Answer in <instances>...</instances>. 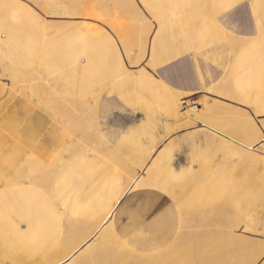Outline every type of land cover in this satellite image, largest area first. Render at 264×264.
Listing matches in <instances>:
<instances>
[{
	"label": "rangeland",
	"instance_id": "obj_1",
	"mask_svg": "<svg viewBox=\"0 0 264 264\" xmlns=\"http://www.w3.org/2000/svg\"><path fill=\"white\" fill-rule=\"evenodd\" d=\"M54 1L55 4H60V8L55 11L62 12V0ZM97 1L101 4L95 7ZM125 1L128 0H78L77 2H80L82 6L92 8V17L76 18L71 15V17L69 15L54 17L44 13V11H49L50 5H48L50 8L45 10L41 8L43 5L40 4V7L35 0H13L12 4H19L23 7L22 13L19 11L16 14L11 12L1 14L0 12V84L3 85L5 91V94L0 98V104L4 106L10 104L15 109L18 128L17 141L28 137L46 145L62 146L59 140L61 136L63 138L69 132L66 129L62 134V128L66 124L65 121H68L72 115L69 120L70 123L73 122L71 124L78 123L81 118L87 122L80 121V123L85 122V128L78 129L81 133L85 132L90 135L93 130L97 129L93 131L94 133L99 129L98 133L109 140L111 147L117 149L119 153L121 152V163L126 164L123 169H132L133 159L139 155L148 154L140 153L139 147L144 145L148 148L150 146L148 140L152 143L157 142L163 135L176 128L177 124L159 108H153V112L149 116L141 112L139 107L132 102L130 94H124L125 89L121 88V81L124 82L130 77H139V73L143 69H146L148 74L150 73V77L163 78L162 67L179 61L183 56H187V61L190 63L186 65V69L182 68V72L186 70L190 73L189 76H195L194 83L198 92H194L195 89L193 91L182 90L178 86H172L164 79L179 96H182L180 97L181 102L186 101L181 104L182 112L195 107L205 109L204 105L208 106L212 103L210 105L212 106L215 100L242 107L236 100L228 99L221 93L223 87L226 86L230 89L233 86L231 74L239 50L231 42L232 40L222 33L219 26L232 37L241 39L233 28L234 25L225 24V21L228 16L238 14L239 7H246L248 14H251L254 20L255 15L251 9L254 0H244L241 6L225 13L209 6V0H172V2L166 3L162 0H152L150 4L153 6L150 8H146L140 0H134L137 5L135 9H132L130 3ZM259 1L264 5V0ZM101 5L106 7L103 8ZM100 7L103 9L101 10ZM68 10L67 6L66 11ZM149 10L157 14L154 15ZM163 16H167L166 21H163ZM44 21L51 26L54 24V26L46 28L43 26ZM82 22L86 25L84 30H65L61 27L65 24L79 25ZM142 24L144 25L141 27ZM16 27H19V31L16 33L18 38L13 37L16 35L14 34ZM123 33L127 35L125 34V36ZM103 35H107V38ZM24 37H33L37 43L33 47L22 46L19 42H23ZM154 38L158 40L157 49L159 52L163 50L164 59L172 58L177 53L180 54V57L157 65L155 68L150 67L148 63L149 46ZM45 39L48 40L45 41ZM10 40L17 44H10ZM143 48L146 49L144 58L142 57ZM116 57H119L120 60L118 64H116ZM183 62L184 60L181 59V63ZM121 63L131 71L123 78L117 71ZM80 67H84L85 70L81 90L73 86V78ZM175 73L177 81L184 77V74L178 75L177 69ZM34 78L35 80H33ZM13 82H16L13 84L14 86L11 84ZM28 87L35 88L46 100L55 99L58 103L53 101L58 104L56 105L58 107L63 101L59 102L58 99L67 97L66 100L72 107L68 106L65 100L62 107L60 106L63 109L61 116H56L42 101L43 99L39 101L36 100L38 97L33 99L26 95L24 98L21 96L24 94V89ZM41 90L44 91L43 94L40 92ZM51 90L56 97L51 95L53 94ZM249 90H254V87ZM46 92L49 93L48 96ZM259 92L261 96L264 94V86L260 87ZM187 94L188 97H184ZM246 95L248 94L246 93ZM217 101L216 103L219 104L220 102ZM82 102L85 104H81ZM73 103H80L85 111L81 109L82 111L78 112L81 107L76 109L75 106L78 105H73ZM84 105L85 107H83ZM86 106L88 109H85ZM242 108L248 111L259 127L256 111L253 108ZM216 114L213 115L216 118L214 119L204 111L201 121L196 122V125L172 131L169 137L159 143L153 155L146 162V166L140 170L136 168L138 169L137 177L120 199L121 202L116 205L117 207L113 211V220L111 217L107 218L99 226V230L96 229V224H93L95 228L92 229V224L88 225L86 224L88 222L78 220L81 223L85 222V227L83 224L79 225L83 229L80 228L77 231L82 235L80 238L78 237L79 239H84L87 236L85 234L91 233L90 231L94 232L86 239V242L96 240L98 233L103 230L102 227H105L107 222L112 221L116 230V239L111 236L107 238L103 252L86 264H223L222 237L218 232L234 234V236L264 244V161L261 159L264 157V153L261 148L260 151L259 149L255 150L256 147L247 148L250 145L244 139L245 129L240 123L238 125L236 121L223 120L218 113ZM86 117H90L92 121L89 118L88 121ZM78 119L79 121H77ZM212 120L215 121L211 122ZM4 121L0 115V141L1 137H4L2 129L5 126ZM89 122L91 125L86 126ZM206 122L213 126L207 125ZM62 124L63 126H61ZM92 124V128L95 127V129L91 131L89 127ZM215 132L223 137L222 143L216 142ZM169 140L175 143L171 169L175 174H183V176L172 182L169 190V184L163 185L161 181H158L159 178L156 181L159 182L161 190L152 186L132 190V186L136 184L138 178L140 179L144 175L158 150ZM5 143L4 141L3 145ZM89 144L83 145V155L75 152L71 157L72 164L78 157L85 161L97 160L100 163L105 160L103 154L101 156L99 151L92 150V146ZM75 146L78 148L79 146L77 143L72 144L74 151H77L78 148ZM4 148L7 151V147ZM238 149L239 152H237ZM247 154L248 156H246ZM58 157L61 156L56 158ZM56 158L55 156L46 157L41 166L35 168L24 163L20 164L17 160H11L10 170L4 173L0 172V180L1 178L7 179L6 181L10 180L7 182V190L10 191L27 188L28 185H31L28 179L39 176V174L43 176L41 173L45 168L47 170H45V174L50 172L49 176L51 174L53 176L54 172L63 169L60 167L61 160H55ZM55 161L60 162L56 163ZM54 162L60 165L59 168L56 167L59 170L54 169ZM105 162L109 165L106 169L107 172L102 175L94 172L91 177L94 184L98 183L103 189L94 186L90 188L91 194L86 196L87 200H91V203H98L100 209L103 204L109 203L108 200L113 196L111 191L118 193L120 186L117 185L118 182L115 179L123 176L120 174L122 173L120 167L118 168L116 164L112 163L110 158ZM121 163L117 162L118 165ZM14 165L18 168L15 169ZM85 169L80 170L78 176L86 172ZM104 175L114 179L111 182L113 185L111 183L104 185L100 181ZM50 196L52 195L50 194ZM58 201L60 202L59 199ZM63 218L58 217L54 221L56 223H49L43 227L39 226L37 222L34 223L43 233L47 232L48 227H59L61 235L57 238L47 239V243L42 247L32 246L35 248V253L33 251L28 261L23 243L10 235L12 233L7 226L0 224V264H48L52 259L55 261L54 259L63 258L66 251L69 252L75 246V243L68 241L69 238L71 240V237L68 238V236L73 224ZM200 219H204V223H200ZM31 227L34 226L22 223L20 228L21 231L27 232ZM219 237L220 239H218ZM198 239L202 243L199 242V244ZM64 246L68 249L66 250ZM77 251L78 249L75 253ZM203 252H206L204 257L201 256ZM227 254L229 255L227 264H252L256 259L255 255L251 254L249 250L241 248V245L230 247L227 249ZM261 259H264V256ZM258 263L260 262H256V264Z\"/></svg>",
	"mask_w": 264,
	"mask_h": 264
},
{
	"label": "bare ground",
	"instance_id": "obj_2",
	"mask_svg": "<svg viewBox=\"0 0 264 264\" xmlns=\"http://www.w3.org/2000/svg\"><path fill=\"white\" fill-rule=\"evenodd\" d=\"M13 0H0V12L1 14H5V13H18L19 11L22 13L23 11V7L19 4H12ZM34 1V0H32ZM39 3V6L40 4H42L43 6L41 7L42 9L44 8L46 10V8H50L48 12L44 11V13H47L48 15H51V16H54V17H58V16H62V15H71V16H74L76 18H79V17H92L93 16V13H92V8L89 9L88 7H84L80 4V2H77L76 0H62L63 2V5L61 6V8L63 9L62 12L60 13H57L55 11V9H58L60 8V4H55V1L54 0H35ZM58 1V0H57ZM106 1V0H105ZM111 1V0H110ZM122 1V0H120ZM124 1V0H123ZM211 0H209L210 2ZM37 2H34V3H37ZM125 2H129L132 9H135L137 7L136 5V2L134 0H128V1H125ZM26 3V2H25ZM61 3V1H60ZM109 3V2H108ZM93 4V3H92ZM98 4L100 5L101 3L97 1L96 3V6H98ZM106 4V3H105ZM125 4V3H124ZM50 5V7L48 6ZM107 5V4H106ZM67 6L69 7V10L66 11V8ZM129 6V5H128ZM93 7V8H95ZM101 7L105 8L104 6L101 5ZM100 7V8H101ZM130 7V6H129ZM33 8V7H32ZM40 8V9H41ZM101 8V10L103 9ZM114 8V6H113ZM126 8V7H125ZM121 9V8H120ZM129 9V8H128ZM127 9V10H128ZM48 10V9H47ZM71 10V11H70ZM122 10V9H121ZM201 10V9H200ZM61 11V10H60ZM114 11V10H113ZM139 11V10H138ZM151 12V10H149ZM95 12V11H94ZM121 12V11H120ZM119 12V14H120ZM128 12V11H127ZM200 12V11H199ZM129 13V12H128ZM151 13H154L157 14L156 12H151ZM203 13V12H201ZM209 14V13H208ZM37 15V14H36ZM130 15V14H129ZM134 15V14H133ZM159 15V14H158ZM70 16V17H71ZM59 17V18H60ZM127 17V16H126ZM155 17V16H154ZM69 18V17H68ZM152 18V16H151ZM44 19V18H43ZM153 19V18H152ZM160 19V17H159ZM167 19V18H166ZM78 20V19H77ZM133 20V19H132ZM138 20V19H137ZM145 20V18H144ZM165 20V17H163V21ZM74 21V20H73ZM141 21V19H140ZM155 21V20H154ZM161 21V20H160ZM159 21V22H160ZM47 22H51V21H47ZM77 22V21H76ZM86 22V21H85ZM147 22V21H146ZM61 23V22H60ZM70 23V22H69ZM130 23V22H129ZM141 23V22H140ZM143 23V22H142ZM59 24V23H58ZM157 24H158V21H157ZM162 24V23H161ZM57 24H55L56 26ZM144 24L141 25V27L143 26ZM43 26H46V28H51L52 26H54V24L51 26L50 24H47L45 21L43 23ZM89 26V25H88ZM147 26V25H146ZM152 26V25H151ZM57 27V26H56ZM62 28H64L65 30H76V31H79V30H84L86 29V25L82 23H80L79 25H62L61 26ZM139 28V27H138ZM55 30V28H52V30ZM121 28H119L120 30ZM128 29V28H127ZM146 29H150V28H146ZM145 29V30H146ZM222 29V28H221ZM43 30V29H42ZM119 30H117L119 32ZM122 30V29H121ZM19 31V27H16V32H14V34L18 33ZM47 31V30H46ZM98 31V30H97ZM96 31V32H97ZM124 31V30H123ZM135 31V30H134ZM149 31V30H148ZM223 31V30H222ZM49 32V31H48ZM94 32V31H93ZM122 32V31H121ZM147 32V31H146ZM51 33V32H49ZM127 33V32H126ZM125 33V34H126ZM142 33V32H141ZM145 33V32H144ZM54 34V32H53ZM124 34V33H123ZM124 34V35H125ZM128 34V33H127ZM126 34V35H127ZM47 35V34H46ZM109 35V34H108ZM120 35V33H119ZM125 35V36H126ZM130 35V34H129ZM49 36V34H48ZM104 37L107 38V35H103ZM149 36V35H148ZM14 38H18L17 37V34L15 36H13ZM121 37V36H120ZM134 37V36H133ZM112 38V37H111ZM125 39V37H122ZM25 39V40H24ZM129 39V38H128ZM48 39H45V41H47ZM128 41V40H126ZM135 42V41H134ZM156 42V41H155ZM246 42V41H245ZM37 43V40L34 39L33 37H24L23 38V42H19V44H21L22 46L26 45V46H32L35 45ZM47 43V42H46ZM45 43V44H46ZM127 43V42H126ZM146 43V41H145ZM247 43V42H246ZM144 44V43H143ZM140 46H143V45H140ZM235 46L238 47V49H241V46H243V43H241L240 41H235ZM141 48V47H139ZM113 49V48H112ZM144 49V48H143ZM136 50V49H135ZM142 51V50H141ZM152 51V50H151ZM144 53H142V57L144 58L145 54H146V49L143 50ZM140 53V52H139ZM118 56V54H117ZM121 56V55H120ZM153 57V56H152ZM152 57H150L152 59ZM159 57V56H158ZM117 58V57H116ZM149 60L148 63H149V66L154 68V65L152 64V60ZM154 63V62H153ZM160 63V62H159ZM156 64V63H155ZM40 68V67H39ZM76 71V70H75ZM74 71V72H75ZM117 71L120 75L121 78H123L126 74H130L131 71L129 69H127L122 63L119 64L118 68H117ZM39 74V72H38ZM37 74V75H38ZM150 74V73H149ZM148 72L146 71V69H143L140 73H139V78L140 77H143V79H150L151 82V85H148V83H146L144 80L141 81L138 80V85L139 87L144 90V91H150L152 92V89H151V86H156L159 88V91L162 93L164 92V89L162 87H165L167 90H169L170 94H171V97H172V100H173V107H174V112H175V117H176V130L177 129H182V128H186V127H190V126H194L196 125L195 123L196 122H200L201 121V115H203V112L206 111V113L208 115H211L213 117L214 114L218 113V115H220V117L223 118V120H228V121H236L237 124L239 125V123L244 127V136H245V141L248 142V145H250L249 147L247 148H255V150L259 149L260 151V148H261V140H262V133H261V130L259 129V127L257 126V123L255 122V120L251 119L249 116L250 115H247L246 113H243L242 109L240 108H237V107H229L228 105H224V103L220 102L219 104L216 103V100L214 101V105L210 106L208 104V106L204 105V108L205 109H202V108H199V107H195V108H191V109H188L184 112L181 111V107H182V102H181V98L182 96H179V94L176 93V90H172L171 88H168L166 87L164 84V82L159 79V78H155V77H150L151 75H149ZM33 76V75H32ZM84 76H85V72L83 70L82 67H80L79 69H77L76 73H75V77L73 78V86L76 88V89H79L81 90V88L83 87V80H84ZM138 78V79H139ZM20 80V78H19ZM35 80V78L33 79ZM225 80V79H224ZM18 82V81H17ZM31 82V81H30ZM122 82V81H121ZM229 82V81H228ZM227 82V83H228ZM16 83V82H15ZM14 82L11 83L12 86H14L13 84H15ZM29 83V82H28ZM32 83V82H31ZM46 83V82H45ZM232 83V82H231ZM47 84V83H46ZM122 84V83H121ZM229 84V83H228ZM17 85V84H16ZM15 85V86H16ZM39 85V84H38ZM19 86V85H18ZM21 86V84H20ZM31 86V85H29ZM162 86V87H161ZM228 86V85H227ZM230 86V85H229ZM36 87V86H35ZM44 87V86H43ZM233 89V86L231 87ZM21 89V87H20ZM27 89V90H26ZM156 89V88H155ZM227 89V88H226ZM229 89V87H228ZM227 89V90H228ZM230 89V90H232ZM15 90V88H14ZM23 90V89H22ZM26 90V91H25ZM43 90V89H42ZM40 91L43 92L44 91ZM127 90V89H126ZM221 90V89H220ZM46 91V90H45ZM223 91H221L222 93ZM226 92V91H225ZM51 93L52 90H51ZM153 93V92H152ZM233 93V92H232ZM236 93V92H234ZM23 94V93H22ZM49 94V93H48ZM47 92H46V95L48 96ZM55 93L51 94L53 96ZM239 94V93H238ZM24 95H26L27 97L29 98H33V99H36L38 97V99L36 100H42L44 101V103L46 105H48L49 109L52 110V112L54 114H56V116H61L60 114L63 112V109L60 108V106L62 105V103L67 99V97H62L60 99H58V101L60 102V100H63L62 102H60L61 104H59V107L56 106L58 104L54 103L55 101H50L49 99L46 100L44 97L40 96L39 92H37V90H35V88L33 89L32 87H28V88H25L24 89V94L21 95L23 98L25 97ZM50 95V96H51ZM227 95V94H226ZM232 95V94H231ZM236 95V94H235ZM47 96H45L47 98ZM56 97V96H55ZM184 97H188V94L187 96L184 95ZM237 97V96H235ZM239 98V97H238ZM52 99V98H51ZM205 99V98H204ZM237 100V99H236ZM239 100H241L239 98ZM67 101V100H66ZM72 101V100H71ZM57 102V101H56ZM218 102V101H217ZM50 103V105H49ZM58 103V102H57ZM84 102H82L81 104H83ZM87 103V102H86ZM203 103V102H202ZM78 105V106H75V108L77 109L81 107V104H76V103H73V105ZM85 104V103H84ZM97 104V103H96ZM67 105L71 106V104H68V101H67ZM64 106H65V103H64ZM47 107V108H48ZM62 107V106H61ZM72 107V106H71ZM85 107V105L83 106ZM87 107V106H86ZM64 108V107H63ZM74 108V107H73ZM81 109L84 110V108H80L78 110L79 111H82ZM85 109H88L85 108ZM91 110V109H90ZM85 111V110H84ZM76 113H77V110H76ZM87 113V112H86ZM74 115V113H71ZM261 114V113H260ZM80 116H82L81 114H79ZM78 115V116H79ZM207 115V117H208ZM263 115V114H261ZM72 115H70L71 117ZM76 116V115H74ZM89 116V115H88ZM217 116V114H216ZM259 116V115H258ZM69 117V120H71V118ZM85 117V116H84ZM200 117V118H199ZM211 117V118H212ZM75 118V117H74ZM79 118V117H78ZM81 118V117H80ZM87 120L90 117H86ZM214 118V117H213ZM77 119V117H76ZM216 119V118H214ZM65 121V126L62 128V134L64 133V131L67 129L69 132L67 133V135H65L63 138L61 136L60 138V144H62V146L59 145V147H57V149L55 150V158L57 156H61L60 158H56L55 160H61V166L58 165V164H54L57 165L55 166L54 165V169L57 167L59 168L62 167L63 169H61L60 171H56L54 172L53 176L51 174V176H49L50 172H47L46 175L45 174V170L44 172H42L41 174H43V176H35V177H30L28 179V182L33 185H28L27 188H21V189H18V190H15V191H10V190H7L8 188V183L9 181H6L5 179L1 178L0 180V220H5L7 222L9 221H14L15 220V217L13 216V213H12V209H11V206H10V203L13 204L14 206H16L17 210H18V214L20 216V218L25 221L26 223H29L31 225H34L33 223H40V222H47V221H52L53 220V217L54 216H58L60 218H66L68 219L70 222H72V228H70L69 230V237H71V240L69 238L68 241H70V243H75L71 250L68 252L66 251V255L63 257V258H60V259H54L55 261L50 260V263L48 264H62V263H65L66 260L68 261V259L70 260L68 264H86L88 262H91L93 259L96 258V256H98L100 253L103 252V249L105 247V241L107 238H113V239H116L115 237V227L113 225V222H107L106 223V226L105 227H102L103 230H101L98 235H97V238L96 240L94 241H88L86 242L87 238H89L91 236V233H94L92 231H90L91 233L89 234H85L87 236H85L84 239H79L81 233L80 232H77L81 227H79V225L83 224L85 222H88L86 224L88 225H93V224H96V229L99 230V226H101L107 218L111 217L112 219V216H113V211L116 207V205L120 202L119 200L122 198V196L126 193V191L128 190V188L130 187L131 184H133V181L136 179L137 177V171L138 169L136 168H139V170L144 166H146V162L149 160V158L153 155V152H150L148 154H146L145 156H137V158L133 159V163L134 165L132 166V169L131 168H126V169H123L125 168L124 165L126 166V164H124L123 162L121 163L122 161V158H121V152L119 153V151L117 149H113V147H111L110 145V142L109 140L104 137L101 133H98L99 132V129L97 132H94L95 130V127H93V124L92 126H90L89 128L91 129H95L93 130L90 134V135H87V133L83 132L81 133V131H79L78 129H83L85 128V120H81L82 121H85L84 123H80L79 119L77 121H79L78 123H75V124H71L73 122L70 123V121ZM73 120V119H72ZM88 120V121H89ZM205 120L208 121V119L205 118ZM210 120V119H209ZM92 121V120H91ZM215 121V120H214ZM213 120L211 122H214ZM74 122H76L74 120ZM95 122V121H93ZM92 122V123H93ZM181 122H184V123H181ZM205 122V121H204ZM60 121H59V125H60ZM87 123V122H86ZM233 123V122H232ZM89 124L91 125V123L89 122L86 126H89ZM95 124V123H94ZM206 124L208 125H212L211 123H207ZM63 126V124L61 125ZM95 126V125H94ZM213 126V125H212ZM236 126V123L234 125V127ZM74 129H73V128ZM206 128V126H204ZM15 129L13 130H10V132L13 134H16V127H14ZM97 128V126H96ZM79 131H77V130ZM87 129V128H86ZM212 129V127H211ZM233 129V128H232ZM8 130V129H6ZM85 130V129H84ZM214 130V129H213ZM236 130H238L236 128ZM235 130V131H236ZM207 131V130H206ZM212 131V130H211ZM210 131V132H211ZM219 131V130H218ZM233 131V130H232ZM234 131V132H235ZM240 131V130H238ZM87 132V131H86ZM217 132V131H216ZM215 132V133H216ZM220 132V131H219ZM214 133V132H212ZM226 133V132H224ZM236 133V132H235ZM241 133V131H240ZM7 134V135H6ZM9 131H5L3 130V136L4 137H1L2 140L0 141V167H2V169H4V172H7L10 170L11 168V160H17L18 163L22 164V158L24 155H26V157H28L29 155L32 156L33 152L35 154V152H40L39 150L37 149H32V145L33 143H35V141L27 138L26 140V143L25 145H20L19 147L17 146L16 144V137L13 136V138L9 135ZM238 134V133H236ZM242 134V133H241ZM240 134V135H241ZM16 136V135H15ZM216 136H218L221 140H222V136H220L218 133H216ZM243 136V137H244ZM225 140V139H224ZM6 142L4 145L2 144L3 142ZM228 141V140H227ZM230 142V141H229ZM75 143H77V145L79 146V148L77 146H75L77 149V151H74V148H72V144L75 145ZM86 143H90L89 145L92 146V150L94 151H99L102 156L103 154V157L105 158V160L108 158L111 159L112 163L116 164L118 166V168L120 167L121 169V172L120 174H122L123 176L121 178H116L115 180L118 182L117 185L119 184L120 186V190L117 192H114V191H111L112 193V197L110 198V200H108L109 203H106V204H103L102 205V209H100V205H98V203H91L90 201L91 200H87V195L88 194H91V190L90 188H93L95 186V188H98V189H103L101 188V185H99L98 183L94 184V182L91 180V177L92 176V173H94L90 167H96L98 165V161L97 160H92V161H85V160H82L80 157H78L76 160H74V163L72 164L71 162V157L75 154V152H79L81 154L79 155H83L82 153L84 152V146ZM233 143V142H232ZM235 143V142H234ZM9 144H12L13 147V152H11V155L8 156L7 160L3 161L4 159L1 157L2 154V149H4V147L6 146L8 148V145ZM31 146V147H30ZM236 146V145H234ZM166 147V146H165ZM75 148V149H76ZM88 148V147H87ZM9 149V148H8ZM6 150V149H5ZM163 151V150H162ZM245 151V150H244ZM243 151V152H244ZM237 152H239V149L237 150ZM249 154V153H248ZM248 154L246 156H248ZM121 155V156H120ZM237 155V154H236ZM241 155V153H240ZM77 156V155H76ZM158 156V155H157ZM238 156V155H237ZM25 157V158H26ZM239 157V156H238ZM250 157V155H249ZM125 158V157H124ZM128 158V156H127ZM126 158V159H127ZM240 158V157H239ZM242 159V158H241ZM261 159L264 161V157H261ZM105 160H102L101 163H103L104 165V169H102L104 172L102 173H99V175H102L104 174L106 171V169H108V166L105 162ZM128 160V159H127ZM170 160H171V154L169 153V151H167V149L165 151H163L158 157H156L151 163L150 165H148V167L146 168L145 170V173L143 176L140 177V179L138 178L136 180V184L134 186H132V190H136V189H140V188H147L148 186H152L154 188H158V190H161L160 187H159V182L158 181H161L163 185L167 186L170 182V175L172 173H169V171L167 170V166H170ZM131 161V160H130ZM243 161V160H242ZM44 162L43 159L41 160H33L32 163H28L27 165L30 166L31 168H35V167H38V166H41V164ZM60 162V161H59ZM59 162H56V163H59ZM117 162H120L121 164H117ZM127 162V161H126ZM100 163V164H101ZM128 163V162H127ZM17 165V163H16ZM127 165H130V164H127ZM132 165V164H131ZM15 166V165H14ZM99 166V165H98ZM18 167L15 166V169H17ZM53 168V166H52ZM56 168V169H57ZM84 168L86 172H83L82 175L78 176V173H80V170H83ZM102 168V167H101ZM134 168V169H133ZM51 170V169H50ZM49 170V171H50ZM59 170V169H57ZM47 171V170H46ZM53 172V170H51ZM126 173H123L125 172ZM51 172V173H52ZM105 176V175H104ZM100 180L102 183H104V185H108L109 183H111L112 181H114V179L112 178H109L107 176H105ZM1 177V176H0ZM157 178H159L158 181ZM22 181V180H21ZM26 181V179H25ZM23 182V181H22ZM11 184V183H10ZM18 184V182H17ZM113 185V183H111ZM116 185V184H115ZM114 185V186H115ZM36 186V187H34ZM118 186V187H119ZM42 190V192H41ZM59 190V191H58ZM52 196H50V194ZM48 193V194H47ZM53 198V199H52ZM56 200H55V199ZM60 200V202L58 201V199ZM48 199H50V201L53 200V203H51ZM52 199V200H51ZM145 199V198H144ZM8 201H10V203H7ZM82 201V202H81ZM149 205V204H148ZM157 205V204H156ZM149 208H152V207H149ZM148 208V209H149ZM53 210V212L51 211ZM54 210H56V212H54ZM168 211V210H167ZM166 212V211H165ZM194 215V214H192ZM193 217V216H192ZM236 217V216H235ZM63 218V219H64ZM191 218V217H189ZM197 218V217H195ZM56 219V218H54ZM58 219V218H57ZM56 219V220H57ZM186 219V218H185ZM193 219V218H192ZM192 219L190 221H192ZM198 219V218H197ZM208 219V218H207ZM206 219V221H207ZM78 220H83L85 221L84 223H81L80 221ZM113 220V219H112ZM104 221V222H103ZM197 221V220H196ZM201 221L200 223H204V219L203 220H199ZM188 223V222H187ZM75 224V225H74ZM196 224V223H194ZM193 224V226H194ZM197 225V224H196ZM40 226V225H39ZM198 226V225H197ZM43 227V226H42ZM85 227V225H84ZM93 226H91L92 229ZM186 227V226H185ZM90 229V227H88ZM194 228V227H193ZM31 234L33 236V238H35V241L38 242L39 246H43L45 243H44V238H43V235L45 233H43V231H41L36 225L34 227H31ZM82 229V228H81ZM11 230V229H10ZM83 230V229H82ZM48 234H55V228L54 227H48ZM96 231V230H95ZM87 232V231H86ZM29 233V234H30ZM88 233V232H87ZM213 233V232H212ZM218 233H221V237H222V255H223V264H227L228 262V259H229V255L227 254V249H230V247H236L237 245H241V248L243 249H247L251 252V254L255 255L256 259L254 260V262L252 264H256V262H260L258 264H264V259H261L263 256H264V244L263 243H259L257 241L253 242V241H250V240H246V238H241V237H238L237 235L234 236V234H225L223 232H218ZM57 234V233H56ZM11 236H14L16 239H18L20 242H22L24 239H25V236L21 233V232H18L16 231L15 228H13V233L10 234ZM93 236V235H92ZM198 236V235H197ZM218 236V235H217ZM79 237V238H78ZM84 237V236H83ZM199 237V236H198ZM66 238V237H65ZM196 238V237H195ZM200 238V237H199ZM203 238V237H202ZM205 238V237H204ZM213 238V237H212ZM95 239V238H94ZM206 239V238H205ZM208 239V238H207ZM220 239V237L218 238ZM90 240V239H89ZM192 240V239H191ZM194 240V239H193ZM198 243H202V241H200V239H198ZM209 240V239H208ZM216 240V239H215ZM17 241V240H16ZM96 241H98V243H96ZM213 241V240H212ZM187 242V241H186ZM216 242H219V241H216ZM23 243V242H22ZM199 243V244H200ZM203 243H204V240H203ZM206 243V241H205ZM20 244V243H19ZM24 244V243H23ZM85 244V245H84ZM208 244V242H207ZM212 244V243H211ZM219 244V243H218ZM66 245V244H65ZM68 245V244H67ZM84 247L81 249V251H79V253H77V255H75V251L79 248H81V246ZM197 245V244H196ZM221 245V244H220ZM20 246V245H19ZM22 246V245H21ZM63 246V245H62ZM195 246V245H194ZM200 246V245H199ZM204 246V244H203ZM208 246V245H207ZM206 246V248H207ZM219 246V245H218ZM66 248V246H64ZM201 247V246H200ZM211 248V247H210ZM216 248V247H215ZM218 248V247H217ZM68 248H66L67 250ZM199 249V247H198ZM203 249V248H202ZM208 250H211V249H208ZM200 251V250H199ZM202 251V250H201ZM200 251V252H201ZM205 251V250H204ZM212 251V250H211ZM65 252V251H64ZM33 253V248L30 247V245H27L26 247V251H25V254L27 256L29 255H32ZM63 253V252H62ZM196 253V252H195ZM206 253V252H205ZM205 253L203 252V255L201 256H205ZM208 253V252H207ZM216 253V252H215ZM65 254V253H64ZM199 254V253H198ZM212 254V253H211ZM208 255V254H207ZM214 255V254H213ZM195 256V254H194ZM211 256V255H210ZM200 257V256H199ZM212 257V256H211ZM214 257V256H213ZM201 258V257H200ZM53 261V262H51ZM217 262V261H216ZM67 263V262H66ZM65 263V264H66ZM201 263V262H200ZM46 264V263H45ZM203 264V263H202Z\"/></svg>",
	"mask_w": 264,
	"mask_h": 264
},
{
	"label": "crops",
	"instance_id": "obj_3",
	"mask_svg": "<svg viewBox=\"0 0 264 264\" xmlns=\"http://www.w3.org/2000/svg\"><path fill=\"white\" fill-rule=\"evenodd\" d=\"M140 1L146 8H150L153 6L150 4V2H152V0H140ZM162 1H164L165 3L166 2H172V0H162ZM243 1L244 0H211L209 2V4H210L209 6H211L214 9L219 10V12L225 13V12H228L230 9L241 6ZM251 9L255 15L254 20L252 18V15L248 14L246 7H239L238 14L230 15L226 18L225 24L234 25L233 28L236 30V33L239 35V37L241 39H239L238 37H236V38L232 37V35L228 34L224 28L219 26V28H222L221 30H223L222 33L226 37H229L232 40V41L231 40L230 41L234 45H235V41H240L241 43H243V46H241V49H238L239 52H238L236 59H235V62H234L235 67H234L232 74H231L232 81H233V83H232L233 89L230 88V89H232V90H230L225 86V87H223V90H221V91H223L222 94H224L228 99H234V100L237 99L236 101L242 107H248L251 109L253 108L256 111V115H257L258 119H262V118H264V94L261 96L259 89H260V87L264 86V5L259 0H254L253 4L251 5ZM163 17H165L164 21H166L167 16H163ZM214 22H215V20H214ZM215 24H216V22H215ZM10 44H17V43H15L13 40H10ZM157 48H158V40L156 38H154L153 40H151V43L149 46V49H150L149 55H150V57L153 56L152 59L149 57V60L150 59L152 60V64L154 65V68L157 65H161V64L166 63V62L168 63V62H170V60L172 61V60H175V58L180 57V54L177 53L172 58L164 59V57L162 56L163 50L161 52H159V50ZM181 59L184 60L183 63H181ZM181 59H179V61H177L175 63H171V64H168L166 66H163L161 69L163 78H159V79H161L165 83L164 85L166 87L171 88L172 90H174V89L171 86H169L166 83V81L168 83H170L172 86H178L182 90H192L193 91L195 89L194 92H198V90H196L197 86H195V83H194L195 82V76L194 77L189 76L190 73H188V71H186V70L184 72H182V68L186 69V65H188L190 63L189 61H187V56H183ZM119 62H120V60L118 57V58H116V64H118ZM82 68L84 70V67H82ZM176 69L178 70V75L184 74V77H181L180 79H178V81L175 78V74H176L175 70ZM84 72H85V70H84ZM218 76L219 75L217 72V80H218ZM138 78H139L138 76L137 77H130L127 80H125L124 82H121L122 83L121 88L125 89L124 94H127V95L130 94V98H131L132 102L136 106H138L139 110H141V112L145 113L147 116H149L150 113L153 112V108H156V109L159 108L162 111H164L168 116H170L174 122H176L175 112L173 110L174 107H173V103H172L173 100H172V97H171L169 90H167L165 87L161 86L164 89V92L161 93L159 91L158 87L151 86L153 93L148 91V90L144 91L139 87L138 80H140V79H141V81L144 80L146 83H148V85H151V83H153V82H151L150 79H145V78L143 79V77H140L139 79ZM202 82L200 83L201 85L203 84ZM205 86H208V85L205 84ZM209 86H211V85H209ZM251 87H254V90L250 91L249 88H251ZM234 92H236V93H234ZM246 93L248 95H246ZM4 94H5L4 87L2 84H0V98ZM235 96H237V97H235ZM238 97L241 100H239ZM218 102H222V103L228 105L229 107L240 108V109H242L243 113H246L247 115H249L248 111L245 110L244 108L240 107V106L231 105V104H228V103L223 102V101H218ZM183 103H186V101H182V104ZM3 106L4 105L0 104V115H2L3 119L5 120L4 121L5 126L2 129L5 131H9L8 136L10 135L12 138H13V136L17 137L18 128H17L16 116H15V109H13V107L10 104H6L4 107ZM260 113L263 115H261ZM249 117L251 119L253 118L251 116H249ZM14 127H16V129H17L16 134H14V133L12 134L10 132V130L15 129ZM6 129H8V130H6ZM175 130H176V128H174L172 131H175ZM172 131H169L168 133L163 135L155 143H152L151 141L148 140V144L150 146L147 148L146 146L141 145L139 147V152L140 153H142V152H144V153L153 152L154 153V151L158 147L159 143L162 142L163 139H166L167 137H169L170 134L172 133ZM27 138L28 137H25L24 139H22L20 141L16 140L17 146L19 147L20 145H23V144L25 145ZM216 142L218 144H220L223 142V140L219 139L218 136H216ZM174 146H175V143H173L172 140H169L168 142H166V144L163 147H161L158 150V153L151 160V162H152L156 157H158L166 149L171 154V160H170L171 163H170V166H167V170L169 171V173H172L169 177L170 182L168 185V190H169L172 182L177 181L178 179H180L183 176V174H178V175L175 174V172L171 169ZM12 147H13V145L9 144L8 145L9 149L7 148V151H5V148L2 149V153H4L1 156L4 159L3 161L7 160L8 156L11 155V152H13ZM34 148L39 150L40 152H38V153L35 152V154L33 152L32 153L33 155L32 156L29 155L28 157H26L27 154L24 155L22 158V163L28 164V163H32L33 160H41V159L45 160L46 157L55 156V153H56L55 150L57 149V146L46 145L45 143L43 144L41 142L35 141V143H33V145H32V149H34ZM140 149H141V151H140ZM98 165L96 167H90L93 172H97L96 174H99L100 172H104L102 170V169H104V166H103L104 164L103 163L100 164V162H98ZM3 171H4V169H2V167H0V172H3ZM41 192H42V190H41ZM48 200L50 201V199H48ZM50 202L53 203V200ZM120 202H121V200H120ZM7 203H10V201H8ZM10 206L12 209L11 211L13 213V216L15 217V220L12 222L11 221L7 222V221L1 219L0 224L7 226L9 228V230L11 229L10 230L11 233H13V228H15L16 231L21 232L25 236V239L22 241L24 243L23 246L25 247V249H26L27 245H30V247H32V246L42 247L41 245L39 246L38 242L35 241V238H33L32 234L30 233L31 229H29L27 232L21 231V228H20L21 224L26 223V222L20 218L16 206H14L11 203H10ZM54 218L57 219L58 216L57 217L54 216L52 221H47L46 223L40 222L38 225L47 226V225H49V223H56V222H54L56 220ZM27 225H31V224L27 223ZM31 226H35V225H31ZM54 228H55V232L57 234L55 233L53 235L52 234L50 235V234H48V231H47L43 235V238L45 239L44 243H47V239H49V238L60 237L61 228H60V230H59V227H54ZM32 248H33V251L35 253V248L34 247H32ZM81 249L78 250L75 255H77V253H79V251H81ZM30 257H31V255H29V256L26 255L27 261L29 260ZM69 259H68V261L66 260V262H67V263L65 262L66 264L69 263V261H70ZM65 263H62V264H65Z\"/></svg>",
	"mask_w": 264,
	"mask_h": 264
},
{
	"label": "built area",
	"instance_id": "obj_4",
	"mask_svg": "<svg viewBox=\"0 0 264 264\" xmlns=\"http://www.w3.org/2000/svg\"><path fill=\"white\" fill-rule=\"evenodd\" d=\"M258 124H259V128H260V130H261V133H262V135H263V139L261 140L262 142H261V151L264 153V118H262V119H258Z\"/></svg>",
	"mask_w": 264,
	"mask_h": 264
}]
</instances>
